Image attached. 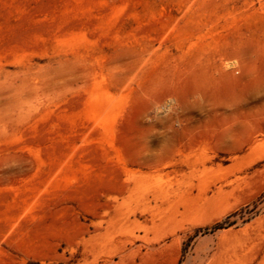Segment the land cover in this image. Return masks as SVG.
<instances>
[{"label": "rangeland", "instance_id": "1", "mask_svg": "<svg viewBox=\"0 0 264 264\" xmlns=\"http://www.w3.org/2000/svg\"><path fill=\"white\" fill-rule=\"evenodd\" d=\"M0 264H264V0H0Z\"/></svg>", "mask_w": 264, "mask_h": 264}]
</instances>
